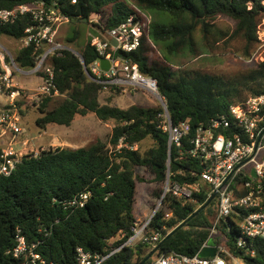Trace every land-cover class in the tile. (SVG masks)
Instances as JSON below:
<instances>
[{
  "label": "trees",
  "instance_id": "1",
  "mask_svg": "<svg viewBox=\"0 0 264 264\" xmlns=\"http://www.w3.org/2000/svg\"><path fill=\"white\" fill-rule=\"evenodd\" d=\"M38 1L51 0H0V8L11 9ZM60 4L71 17V23H87L101 31L117 27L133 14L141 16L138 10L169 19L168 23L152 20L136 50L119 52L136 63L142 75L157 81L166 109L139 105L122 109L111 103L102 104L99 97L103 85L86 75L79 57L69 50L61 56H51L49 64L54 68L61 98L53 106L50 104L54 97H46L37 105L38 127L70 126L77 116L89 113L103 122L113 121L114 127L108 144L97 140L78 148L41 149L23 155L10 176L0 177V264L26 263L25 259H16L8 253L15 246L18 234L29 243L35 242L36 251L55 264H79L78 247L91 253L109 254L133 235L132 228L137 224L133 214L136 186L143 182L156 185L151 195L162 198L145 233L162 231L164 237L155 245L138 242L124 246L103 264H141L155 247H158L156 254L144 264H151L164 253L197 254L209 237L218 198L167 237L207 202L211 189L199 177L192 176V171H199L200 167L188 158L179 159V148L172 147L169 154L168 135L161 124L167 114L174 125L188 121L193 131L198 125L227 113L231 105L261 94L264 61L253 62V68L245 74L228 78L182 66L175 68L172 57L185 52L199 56L196 32L201 33L207 48L216 47L227 37V33L215 28L216 19L224 17L234 21L235 28L229 38L242 41V55L248 61L258 45L257 29L264 19V0H77L76 4L61 0ZM92 15L100 17L99 25L90 22ZM29 22L24 17L0 25V36L20 39ZM78 39L79 31L73 30L64 43L78 45ZM154 46L159 47L164 61L157 59ZM78 49L89 69L98 58L95 48L88 40ZM35 57L31 45L17 51L15 61L20 68L29 70L35 66ZM110 90L116 94L120 88L110 87ZM17 104L24 115L28 105L21 100ZM148 139L153 141L150 148L144 152L135 148ZM120 140L123 146L117 149ZM186 146L184 140L183 147ZM138 169H143L149 177L142 176ZM167 182L169 185L200 182V190L184 201L170 191L164 193ZM86 193L89 196L83 207L70 206L75 197ZM217 230V243L223 241L232 253L241 256V249L234 244L239 235L234 216L227 223L221 222ZM254 244L255 256L246 257L247 264H264V239H256Z\"/></svg>",
  "mask_w": 264,
  "mask_h": 264
},
{
  "label": "built area",
  "instance_id": "2",
  "mask_svg": "<svg viewBox=\"0 0 264 264\" xmlns=\"http://www.w3.org/2000/svg\"><path fill=\"white\" fill-rule=\"evenodd\" d=\"M60 1H38L11 9L0 8V25L11 24L24 17L29 19L25 35L20 39H11L18 43L19 50L33 45L36 55L35 66L29 70L22 69L16 63L11 50L0 40V95L7 96V103L0 115V138L11 134L9 144L0 148V177L10 176L25 155L23 151L26 150L27 141L18 139L23 129L17 102L31 101L32 106H36L46 97L59 96L55 85V71L49 64V58L53 55L61 56L64 51L72 49L58 40L60 29L72 20L62 10ZM76 3L77 0H71V4ZM138 12L141 16L133 14L115 28L103 31L96 29L95 34H90L89 42L95 48L98 58L89 69L84 67L85 73L106 90L110 87L144 90L158 97L162 107L166 109L164 100L159 97L157 81L142 75L136 63L119 55V52L129 53L136 50L143 33L149 28L150 18L145 12ZM99 19L98 15H92L90 22L99 25ZM112 39L116 41L115 46L111 44ZM257 39L258 45L247 63L264 61V29L260 25ZM101 58L109 61L108 71L101 68ZM16 73L35 77L39 81L37 87L33 90L22 88L15 81ZM161 129L168 135L169 154L172 147L179 148V159L188 158L200 167L199 171L194 170L191 174L210 187V196L216 192L218 210L209 237L197 254L187 256L175 252L164 253L151 264H247L246 257L255 256V240L264 239V92L250 96L242 103L231 105L227 113L198 125L193 131L188 121L174 125L167 114ZM184 140L186 147H183ZM122 146L120 140L117 149ZM240 176L244 177L243 180L236 182ZM164 190V193L170 191L175 197L188 201L193 192L200 190V182H186L183 185H169L167 182ZM88 196L86 193L75 197L70 206L83 207ZM240 210L246 213L242 214ZM152 215L137 223L132 228L133 235L109 254L91 253L78 247L77 262L103 264L124 246L138 242L155 245L164 234L159 231L146 235L145 230ZM232 216L239 224V235L234 244L241 249V256L232 253L223 241L217 243L215 239L218 235L217 226L221 222L227 223ZM210 238L216 242V255L201 257L200 252L207 247ZM36 247L35 242L29 243L23 235L18 234L15 246L8 253L16 259H25V264H55L43 258L36 251Z\"/></svg>",
  "mask_w": 264,
  "mask_h": 264
},
{
  "label": "rangeland",
  "instance_id": "3",
  "mask_svg": "<svg viewBox=\"0 0 264 264\" xmlns=\"http://www.w3.org/2000/svg\"><path fill=\"white\" fill-rule=\"evenodd\" d=\"M146 15L150 20H162L169 22V19L156 13L147 12ZM261 29H264V19L260 21ZM215 28L223 33H227V37L222 39L214 48H207L205 42L201 38V33L196 32L194 38L197 43V51L199 56L192 55L185 52L172 57L174 67L182 66L187 70L207 72L215 75H222L228 78L245 74L251 68L252 63H247L242 55V41L240 39L231 40L229 35L235 28L234 21L219 17L215 21ZM96 27L87 23L72 22L63 26L58 34V40L63 41L69 37L73 30L79 31L78 45H67L73 50L79 51L78 46H83L88 42L90 34L96 33ZM0 40L11 50L12 54L16 55L19 51L18 43L6 36H1ZM155 55L157 59L163 60L158 52L159 47L154 46ZM15 81L24 89L33 90L37 87L38 81L35 77H25L21 74H15ZM247 94V93H246ZM60 96H54L50 106H53L59 101ZM100 102L102 104L111 103L122 109H126L132 105H139L142 107H158L162 106L161 100L147 93L144 90L132 89L129 87L122 88L118 93L114 94L110 89H103L100 94ZM24 102V101H23ZM28 105L26 112L21 114V126L23 129L22 135L18 138L20 141H27L25 154L37 153L41 149H48L55 146H68L78 148L82 146H90L97 140H101L108 144L112 129L114 127L113 121L103 122L99 120L95 114L89 113L86 116H77L70 126L48 125L46 128H40L37 125V119L40 117L37 111V105L32 106L31 101H25ZM7 103V96L0 95V115ZM25 109V108H24ZM11 134H7L4 138H0V148L9 144ZM153 145V141L145 140L140 148L144 152ZM112 149L111 146H109ZM138 172L145 177H149L143 169H138ZM250 175V173L246 172ZM240 176L235 181L243 180ZM156 188L154 184L137 183L136 197L133 208V214L137 222H143L151 217L156 206L160 203L159 199H155L151 193ZM165 189V187H164ZM161 205V203H160Z\"/></svg>",
  "mask_w": 264,
  "mask_h": 264
},
{
  "label": "water",
  "instance_id": "4",
  "mask_svg": "<svg viewBox=\"0 0 264 264\" xmlns=\"http://www.w3.org/2000/svg\"><path fill=\"white\" fill-rule=\"evenodd\" d=\"M87 21V19H85ZM111 44L112 45H116V41L114 39L111 40ZM77 57H79V59L81 60L82 64L84 65V67H86L85 65V61H84V58L82 56V54L76 50H73V49H70ZM100 63H101V68L104 70V71H108L109 67H110V63L107 59L105 58H101L100 59ZM159 97L161 98V96L159 95ZM252 175L255 176L254 172H252ZM216 192H214L210 198L207 200V202L205 204H203L202 206H200L191 216H189L185 221H183L182 223H180L173 231H171L167 237L173 235L174 233H176L179 229L183 228L186 223H188L194 216H196L199 211H201L202 209L206 208L210 202L216 198ZM160 203H162V198L160 199ZM160 203L156 206L154 212H153V215L157 212V210L159 209L160 207ZM152 215V217H153ZM216 242L213 238H210L207 242V247H205L204 249H202V251L200 252V256L201 257H213L216 255ZM158 250V247H155L147 256L146 258L142 261L141 264H144L146 261H148L150 258H152L156 252Z\"/></svg>",
  "mask_w": 264,
  "mask_h": 264
},
{
  "label": "crops",
  "instance_id": "5",
  "mask_svg": "<svg viewBox=\"0 0 264 264\" xmlns=\"http://www.w3.org/2000/svg\"><path fill=\"white\" fill-rule=\"evenodd\" d=\"M38 81V80H37ZM39 82V81H38ZM148 219V218H147ZM144 221V220H143ZM137 223H141V222H137Z\"/></svg>",
  "mask_w": 264,
  "mask_h": 264
}]
</instances>
